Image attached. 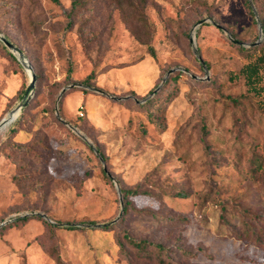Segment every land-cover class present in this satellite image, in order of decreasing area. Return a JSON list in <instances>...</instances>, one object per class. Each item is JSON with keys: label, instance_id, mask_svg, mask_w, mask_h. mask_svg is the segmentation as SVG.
Masks as SVG:
<instances>
[{"label": "rangeland", "instance_id": "374dc122", "mask_svg": "<svg viewBox=\"0 0 264 264\" xmlns=\"http://www.w3.org/2000/svg\"><path fill=\"white\" fill-rule=\"evenodd\" d=\"M74 1L0 0V34L39 77L21 122L0 131V225L33 217L0 227V264H264L242 234L244 221L264 227V67L256 96L241 73L264 55V30L245 0ZM230 36L259 44L248 55ZM0 45L15 58L0 46L1 122L31 78ZM107 173L139 192L122 195L127 214ZM126 234L152 247L134 250Z\"/></svg>", "mask_w": 264, "mask_h": 264}, {"label": "trees", "instance_id": "16d2710c", "mask_svg": "<svg viewBox=\"0 0 264 264\" xmlns=\"http://www.w3.org/2000/svg\"><path fill=\"white\" fill-rule=\"evenodd\" d=\"M55 2H58V0H54ZM253 3H254V6L256 8V10L260 13V17H261V21H262V29L264 30V17L259 9V2L262 3L263 0H252ZM245 3L247 5V8L250 12V15L251 17L254 19L255 18V14L253 13L252 11V8L250 6V3H249V0H245ZM77 6V1L75 0L74 3H73V8H75ZM224 28V27H223ZM235 36V35H234ZM7 38V37H6ZM8 39V38H7ZM239 41V40H238ZM239 42H242L243 41H239ZM1 46V45H0ZM235 46L243 53L245 54H252L256 49L257 47L253 46V47H250V48H246L244 46H241L239 44H235ZM1 48H5L3 45L1 46ZM6 51V54L9 56L10 59L12 60H15V58L13 57V55L10 53V52H7L6 49H4ZM153 54V53H152ZM154 56V54H153ZM201 63V62H200ZM264 67V55H260L258 57H256L253 61H251L249 64L245 65L242 67L241 69V73L244 75V84L245 86L247 87L248 91L252 92L254 96H256V94H260V90H258V85L261 83L262 81V74H261V69ZM38 75H36V81L38 80ZM166 89H162L160 92L161 93H157L155 94V96L149 100H147L144 105L147 107V108H151L152 106H154V103L155 100H156V97H158L159 95H161ZM84 92H86V90H83ZM153 93V90L150 91V94ZM65 97V96H64ZM62 97V100L63 98ZM146 98V96L144 97ZM258 105H260V108L263 109L262 107H264V96H262L261 98L258 99L257 101ZM262 105V106H261ZM61 107H62V101H61ZM264 110V109H263ZM23 115L24 113H22L20 115V117L17 119L16 123H20L22 118H23ZM23 132L22 130H18L17 131V127H13L12 128V136H17L19 133ZM14 146L22 151L24 150L25 148L23 147V143H20L18 141H16L14 143ZM105 159V158H104ZM256 169H260V168H255L254 170ZM108 175V174H107ZM122 192V191H121ZM139 192L138 191H132V190H128V191H125L123 190L122 192V195L123 194H126L124 195V201L126 200V196L127 195H135V194H138ZM180 197H186L187 195L183 194V193H179L178 194ZM129 205V203H125L124 202V211H123V214H127L128 213V210L129 208L127 207ZM222 212L225 213L226 212V209L225 207H222ZM31 218L33 217H28V216H24V217H21V218H18L16 219L15 221L5 225V227L11 225V224H15V223H23V222H26L28 220H30ZM244 227L242 226V234L246 235V236H250V234H253L255 236V238L258 240V243L260 245H263L264 246V227H259L258 229H256L252 224H250L249 222H246L244 221ZM48 226L52 227L51 224L47 223ZM103 227V226H102ZM105 227V226H104ZM103 227V228H104ZM66 229H69V230H74V229H77V228H74V227H70V226H67ZM125 240L127 241V243L129 245H131V247L134 249V250H138V251H145L152 247L151 244L147 241H140V240H137L133 237H131L130 235L126 234L125 235ZM155 248V251L159 252V253H162L164 252V247L157 244L154 246ZM58 264H64L61 260H58ZM159 264H172V263H167L164 261V259L160 258V261H159Z\"/></svg>", "mask_w": 264, "mask_h": 264}, {"label": "water", "instance_id": "95a60500", "mask_svg": "<svg viewBox=\"0 0 264 264\" xmlns=\"http://www.w3.org/2000/svg\"><path fill=\"white\" fill-rule=\"evenodd\" d=\"M249 3H250V6L252 8V11L253 13L255 14V17H256V20L258 22V25H259V31H260V36L262 35L263 33V29H262V24H261V20L258 16V13H257V10L254 6V3L252 0H249ZM204 22H206V20H203V21H200L196 27H199L201 26ZM214 25H216L217 27L219 28H222L220 25H218L217 23L213 22ZM232 41L234 43H237L241 46H249V47H252V46H256L257 44H259V42H256V43H253V44H245V43H242V42H239L238 40L234 39L232 36H230ZM0 41L6 46L8 47V49L14 54V56H16V58L18 59V61L21 63V65L27 69V71L29 72L30 76H31V81L28 85V88L22 98V101L19 103V105L10 113V115L12 116V118L10 120L4 118L1 122H0V130H2L6 125H8L10 122H12L14 120V115L16 114L18 118V116L20 115V113H22L24 111V109L26 108V106L28 105L29 101L33 98V94L35 92V83H36V74L34 73V70H33V67L32 65L30 64V62L26 59L23 51L18 48L15 44H13L11 41H9L4 35L0 34ZM191 43L194 45V37L192 38L191 40ZM196 56L198 57V59L200 60L201 64L203 65V67L207 70V67L204 63V61L202 60V58L198 55V52L196 51L195 52ZM176 69H171L169 72H168V75L169 76L170 74H172ZM166 81V78L163 79L162 83L164 84ZM74 85H70L68 86L66 89H63L61 94L59 95L58 97V101L57 103H59V101L61 100V98L63 97V95L65 94V92L67 91V89H71L73 88ZM96 90V89H95ZM160 90V87H158L157 89H155L153 91V93L151 94V96L155 95V93L157 91ZM56 113H57V117L58 119L65 125H67L68 127H70L73 131H75L76 133L80 134L79 130L72 126L70 123H68L67 121L63 120L61 117H60V114H59V111H58V108L56 109ZM15 118V119H16ZM87 142L89 143V145L92 146V144L87 140ZM95 151H96V148H94ZM98 153V152H97ZM101 161L103 162V158H100ZM108 176H110L117 189H118V192H119V195H120V199H121V205H122V212L121 214L123 213L124 211V205H123V202H122V192H121V188L119 186V184L117 183V181L110 175V173H107ZM38 216H41L43 217L44 219H46L47 221L53 223V224H56L54 223L52 220H50V218H48L46 215L44 214H38ZM6 223H3L0 225L3 226L5 225ZM60 226H70V227H83V228H90V227H93V228H100L104 225H99V224H59Z\"/></svg>", "mask_w": 264, "mask_h": 264}, {"label": "crops", "instance_id": "0c3cea01", "mask_svg": "<svg viewBox=\"0 0 264 264\" xmlns=\"http://www.w3.org/2000/svg\"><path fill=\"white\" fill-rule=\"evenodd\" d=\"M118 73H116V78H118V82H120V77H118ZM80 95L82 97V101H85L86 103V109L87 110H92L94 107H96V103H97V99H96V96L95 95H85L83 92H80ZM81 101V102H82ZM65 115H68L70 116L69 113L66 112ZM21 135H24V134H21Z\"/></svg>", "mask_w": 264, "mask_h": 264}, {"label": "bare ground", "instance_id": "6f19581e", "mask_svg": "<svg viewBox=\"0 0 264 264\" xmlns=\"http://www.w3.org/2000/svg\"><path fill=\"white\" fill-rule=\"evenodd\" d=\"M30 78H31V76H30ZM14 117L16 118L17 115L15 114ZM4 118L10 120V119L12 118V116H11L10 113H9V114H7ZM15 118H14V120H13L12 122H10L8 125H6L2 130H4L5 128H7V127H8L9 125H11L13 122H15V120L17 119V118L15 119ZM0 131H1V130H0Z\"/></svg>", "mask_w": 264, "mask_h": 264}, {"label": "built area", "instance_id": "2783aa9c", "mask_svg": "<svg viewBox=\"0 0 264 264\" xmlns=\"http://www.w3.org/2000/svg\"><path fill=\"white\" fill-rule=\"evenodd\" d=\"M81 110H84V106L81 107ZM80 117H83L84 116V112L83 111H80Z\"/></svg>", "mask_w": 264, "mask_h": 264}]
</instances>
